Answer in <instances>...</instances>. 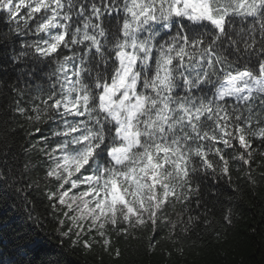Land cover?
I'll list each match as a JSON object with an SVG mask.
<instances>
[{
    "label": "clouds",
    "instance_id": "clouds-1",
    "mask_svg": "<svg viewBox=\"0 0 264 264\" xmlns=\"http://www.w3.org/2000/svg\"><path fill=\"white\" fill-rule=\"evenodd\" d=\"M249 192L264 0H0V264H202Z\"/></svg>",
    "mask_w": 264,
    "mask_h": 264
},
{
    "label": "trees",
    "instance_id": "trees-1",
    "mask_svg": "<svg viewBox=\"0 0 264 264\" xmlns=\"http://www.w3.org/2000/svg\"><path fill=\"white\" fill-rule=\"evenodd\" d=\"M242 207L243 221L238 222L235 230H230L225 243L216 245L209 240L202 264H264V194L253 197L249 192L248 201ZM22 227L19 216L8 207L7 198L0 199V244L7 248ZM51 243L62 247L58 240ZM69 261L79 264L73 255Z\"/></svg>",
    "mask_w": 264,
    "mask_h": 264
}]
</instances>
